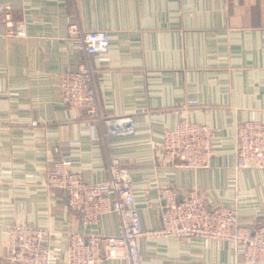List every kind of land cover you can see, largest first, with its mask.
<instances>
[{"label":"crops","instance_id":"1","mask_svg":"<svg viewBox=\"0 0 264 264\" xmlns=\"http://www.w3.org/2000/svg\"><path fill=\"white\" fill-rule=\"evenodd\" d=\"M0 3H10L13 17L26 25V36H10L0 19V261L13 224L50 229L58 258L52 264H65L72 233L121 232L115 212L85 224L66 193L46 185L61 157L92 183L109 178V160L117 157L130 171L144 230L162 225L164 186L179 197L196 189L210 206L236 209L244 224L262 223L264 169L238 170L236 149L239 124L264 120V0ZM71 23L108 31L110 51L89 55L76 47L68 38ZM81 62L94 70L101 114L132 115L133 135L106 136L99 123L73 117L60 79ZM183 114L216 130L207 168L162 159L163 134ZM139 247L143 264H246L232 245L196 236H141Z\"/></svg>","mask_w":264,"mask_h":264},{"label":"built area","instance_id":"2","mask_svg":"<svg viewBox=\"0 0 264 264\" xmlns=\"http://www.w3.org/2000/svg\"><path fill=\"white\" fill-rule=\"evenodd\" d=\"M10 3H0V19L10 36H26L24 21L13 17ZM68 38L89 55L110 51V33L86 30L77 23L68 26ZM60 88L64 102L75 119L84 117L99 123L106 136H128L135 133L130 114L104 116L94 85V70L87 62L61 75ZM196 100L188 101L189 105ZM216 130L209 124L190 119L183 114L174 128L163 134L162 159L176 167L207 168L214 154ZM236 168L264 169V120L250 119L237 129ZM109 178L102 182H87L72 169L70 157L56 159L47 173L46 185L63 190L68 206L80 213L85 224L99 223L106 213L118 214L119 234L72 233L63 261L65 264H104L117 259L123 264H143L139 238L171 236L200 237L207 244L214 240L219 247L232 245L246 264H264V218L256 227L244 224L236 209L210 206L205 195L196 189L181 197L170 186L161 187L162 225L156 230H144L134 207L135 185L130 171L117 157L109 160ZM49 228L13 224L9 228L8 252L0 264H52L58 259L48 243Z\"/></svg>","mask_w":264,"mask_h":264}]
</instances>
